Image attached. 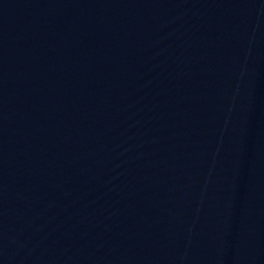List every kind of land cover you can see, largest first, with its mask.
<instances>
[{
    "label": "water",
    "instance_id": "1",
    "mask_svg": "<svg viewBox=\"0 0 264 264\" xmlns=\"http://www.w3.org/2000/svg\"><path fill=\"white\" fill-rule=\"evenodd\" d=\"M0 264H264V0H0Z\"/></svg>",
    "mask_w": 264,
    "mask_h": 264
}]
</instances>
